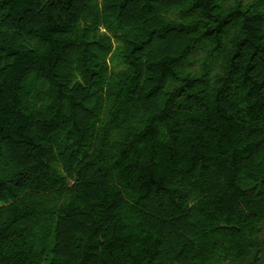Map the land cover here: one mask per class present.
Returning a JSON list of instances; mask_svg holds the SVG:
<instances>
[{
	"label": "trees",
	"instance_id": "obj_1",
	"mask_svg": "<svg viewBox=\"0 0 264 264\" xmlns=\"http://www.w3.org/2000/svg\"><path fill=\"white\" fill-rule=\"evenodd\" d=\"M264 0H0V264H264Z\"/></svg>",
	"mask_w": 264,
	"mask_h": 264
},
{
	"label": "rangeland",
	"instance_id": "obj_2",
	"mask_svg": "<svg viewBox=\"0 0 264 264\" xmlns=\"http://www.w3.org/2000/svg\"><path fill=\"white\" fill-rule=\"evenodd\" d=\"M263 237H264V231H263Z\"/></svg>",
	"mask_w": 264,
	"mask_h": 264
}]
</instances>
